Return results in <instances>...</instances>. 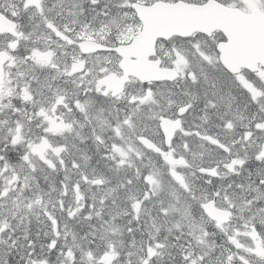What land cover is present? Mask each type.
<instances>
[{
	"label": "snow or ice",
	"instance_id": "1",
	"mask_svg": "<svg viewBox=\"0 0 264 264\" xmlns=\"http://www.w3.org/2000/svg\"><path fill=\"white\" fill-rule=\"evenodd\" d=\"M0 264H264V0H0Z\"/></svg>",
	"mask_w": 264,
	"mask_h": 264
}]
</instances>
